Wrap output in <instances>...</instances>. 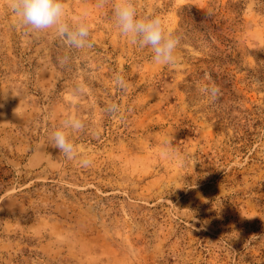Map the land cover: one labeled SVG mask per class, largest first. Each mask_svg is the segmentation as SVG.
Returning a JSON list of instances; mask_svg holds the SVG:
<instances>
[{
	"label": "rangeland",
	"instance_id": "rangeland-1",
	"mask_svg": "<svg viewBox=\"0 0 264 264\" xmlns=\"http://www.w3.org/2000/svg\"><path fill=\"white\" fill-rule=\"evenodd\" d=\"M113 2L64 0L77 49L0 0V264H264V0H135L179 38L171 65Z\"/></svg>",
	"mask_w": 264,
	"mask_h": 264
},
{
	"label": "clouds",
	"instance_id": "clouds-1",
	"mask_svg": "<svg viewBox=\"0 0 264 264\" xmlns=\"http://www.w3.org/2000/svg\"><path fill=\"white\" fill-rule=\"evenodd\" d=\"M107 2L108 0H102L103 4ZM10 6L11 11L19 17L25 27L37 32L56 29L69 46L77 49L92 47L89 39L90 29L86 23H81L75 30H70L63 22L64 0H10ZM112 12L121 34L131 44L141 49H150L154 63L159 65L175 63V52L180 40L173 33L165 30L158 16H140L135 0H114ZM114 82L118 88L126 89V81L120 74L115 75ZM68 129L80 132L84 129V124L77 117H72L70 121L67 119L62 127L52 133L51 139L52 146L67 159L72 160L77 157L78 150L70 139L71 132ZM163 149L166 155L172 154L171 140H164ZM80 163L87 167L91 161L87 157H82Z\"/></svg>",
	"mask_w": 264,
	"mask_h": 264
}]
</instances>
